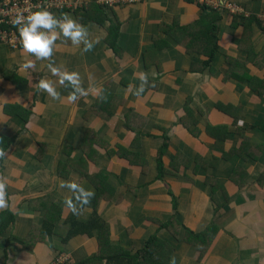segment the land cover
I'll use <instances>...</instances> for the list:
<instances>
[{"label":"crops","instance_id":"1","mask_svg":"<svg viewBox=\"0 0 264 264\" xmlns=\"http://www.w3.org/2000/svg\"><path fill=\"white\" fill-rule=\"evenodd\" d=\"M65 1L48 11L70 14L94 44L85 52L58 40L50 62L76 73L87 95L69 102L72 88L60 84L56 99L38 92L40 79H57L49 61L0 42V135L13 138L5 151L0 146V264H51L58 256L93 264L86 261L99 251L96 231L66 240L72 223L96 216L112 244L135 251L156 232L172 241L158 223L173 215L179 238L183 226L201 233L212 225V243L199 262L193 246L173 241L169 264H264V0H232L247 15L238 18L187 0L110 9L98 0ZM26 58L34 66L21 70ZM61 164L68 176L58 173ZM81 167L99 174L97 205V186ZM238 168L247 175L236 177L241 187L231 178ZM207 179L229 197L218 211ZM62 182L91 192L86 205Z\"/></svg>","mask_w":264,"mask_h":264},{"label":"trees","instance_id":"2","mask_svg":"<svg viewBox=\"0 0 264 264\" xmlns=\"http://www.w3.org/2000/svg\"><path fill=\"white\" fill-rule=\"evenodd\" d=\"M54 9L55 11H59V8L58 9L54 8ZM213 12L217 13L215 11ZM108 30L110 34L112 35L114 34L115 30H117V28L115 25L112 24L108 28ZM215 47L216 46L213 45L212 50H215ZM187 50L189 51V49ZM211 60H212V51L210 53L208 63ZM22 83H25V81H22ZM97 105L94 107L93 111L95 112L96 108H98V113L103 114L104 112L102 113L101 111H103L102 109L104 107L102 108ZM29 117H30V112L26 111V116H24L23 118L24 125L28 122ZM12 141H13V138L7 139L0 135V146L2 147V150L5 151L9 147V145L12 143ZM42 151H43V144L42 145L40 144L39 152H42ZM64 153H66V150H64ZM122 157H125L126 159H128L132 165L136 164L135 157L133 156L131 157V155H129L126 151L122 153ZM62 165L63 164H61L58 167V173L62 176H68L70 170L69 172L65 173L63 171L64 166ZM158 166H159V170H158L159 175L163 176V173L165 172V170L163 169V164L159 162ZM79 171L85 178H87L91 183L97 186V189L99 191V194L97 195V201H96V205H97L98 202L100 201L99 198L102 192L95 180L99 174H90L88 171V168L87 170H84L83 167L79 168ZM243 172L244 170H241V168H238L237 170L234 171L233 175L231 176L233 183L237 184L239 187H241L242 184H240L236 180V177L246 178L247 175L245 172L244 173ZM242 174L244 175L242 176ZM208 181L209 183H211L210 186L212 187V191H213V197L211 193V199L214 202V204H216L215 210L218 211L222 206L224 207V205L228 202L229 197L227 195V192L224 186L215 184L214 180L213 181L208 180ZM219 199H222V202L219 201ZM83 205H86V204L83 203ZM94 211H96V208ZM95 214L97 215V213ZM12 220L13 218H10L8 220V223L12 222ZM151 221H154V220H151ZM176 223L179 225L176 215H173L170 218V220L166 223H160V222L158 223L160 226V230L169 229V234L171 238L173 239L172 241L167 240L165 237L164 238L160 237L158 233L156 232L150 237H148L146 240H144L141 248L135 251L127 250L123 246H120L117 244H112L108 224H106L102 219L101 221H99V219L96 216H93L85 224L80 223V222L72 223L71 230L69 231L65 239L67 240L68 237H73L75 235L86 234V233L91 236L96 231L97 238L100 244V248L97 254L87 259L86 262L88 263L103 264V261L105 260L107 262L106 264H169L170 258L175 251V246L173 244V241H176V242L179 241L178 240L179 239L178 238L179 237L178 235L179 226L176 225ZM174 229L177 230L176 233ZM182 229L185 231V233H183L184 234L183 242L193 246L195 250L200 252V256L198 258V261L200 262L202 258L204 257V255L206 254V251L212 242V225L208 229H206L204 232H201V233H193L192 231H190L184 226L182 227Z\"/></svg>","mask_w":264,"mask_h":264},{"label":"clouds","instance_id":"3","mask_svg":"<svg viewBox=\"0 0 264 264\" xmlns=\"http://www.w3.org/2000/svg\"><path fill=\"white\" fill-rule=\"evenodd\" d=\"M61 9L64 8H59V10ZM25 12H28V14L25 15ZM9 23L16 28V34L13 36V39L18 40L19 50L25 57L30 56L37 61H49L46 67L49 68L52 75L57 77L56 81L47 78L40 79L35 84V89L38 92L43 91L52 99H56L59 93L55 85L60 84L64 87L72 88V91L67 96L69 102L75 101L78 95H87V92L79 87V77L76 73L61 71L60 68L53 67L50 62V58L57 48L58 40L61 42L68 41L73 46L82 44V51L85 52L92 49L94 41L87 39L88 32L84 25L72 18L70 14L63 13L57 17L43 8H38L34 11L18 9L16 14L10 18ZM33 66V60L26 58L21 63L20 68L21 70H27ZM139 75L141 80L140 88L142 90L146 77L143 73ZM61 187H68L70 191L77 192V199H80V202L84 204L88 202V198L92 195L91 192L76 185L74 182L67 184L62 182ZM4 188L5 182L0 181V208L6 206ZM66 204L70 210L75 211V206L71 200H67Z\"/></svg>","mask_w":264,"mask_h":264},{"label":"built area","instance_id":"4","mask_svg":"<svg viewBox=\"0 0 264 264\" xmlns=\"http://www.w3.org/2000/svg\"><path fill=\"white\" fill-rule=\"evenodd\" d=\"M141 0H98L99 4L104 9H110L116 6L132 5ZM206 11L228 12L231 16L238 18L247 16L241 6L234 3L232 0H189ZM65 0H0V42L11 47H19L18 40L13 39L16 34V28L13 27L9 20L14 16L18 9H27L29 11L37 10L38 8H65L67 6ZM25 15L28 12L24 13ZM260 21L264 23V14L260 16ZM51 264H61V260L57 259Z\"/></svg>","mask_w":264,"mask_h":264},{"label":"rangeland","instance_id":"5","mask_svg":"<svg viewBox=\"0 0 264 264\" xmlns=\"http://www.w3.org/2000/svg\"><path fill=\"white\" fill-rule=\"evenodd\" d=\"M142 1V0H141ZM141 1H139V2H141ZM187 1H189V0H187ZM189 2H191V1H189ZM136 3H138V2H136ZM136 3H134V4H136ZM193 3V2H192ZM195 4V3H194ZM133 5V4H132ZM195 5H197V4H195ZM198 6V5H197ZM199 8H201L203 11H205V9L204 8H202V7H200V6H198ZM46 9V8H45ZM47 10H49V9H47ZM179 238V237H178ZM184 239V234L182 235V237L181 238H179L178 240L179 241H181V240H183ZM185 243V242H184ZM212 243V242H211ZM210 246V245H209ZM165 248H167V247H165ZM209 248V247H208ZM197 251V250H196ZM207 251H208V249H207ZM207 251H206V253H207ZM173 255V254H172ZM199 256H200V252L199 251H197V253H196V260H198V258H199ZM205 256V255H204ZM56 260L57 259H59V260H61V264H65V263H67V257H64V256H58V257H56L55 258ZM203 259V258H202Z\"/></svg>","mask_w":264,"mask_h":264}]
</instances>
